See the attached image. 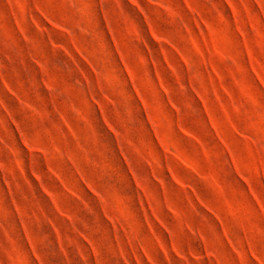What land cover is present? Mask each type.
Wrapping results in <instances>:
<instances>
[{
  "label": "rangeland",
  "instance_id": "obj_1",
  "mask_svg": "<svg viewBox=\"0 0 264 264\" xmlns=\"http://www.w3.org/2000/svg\"><path fill=\"white\" fill-rule=\"evenodd\" d=\"M0 264H264V0H0Z\"/></svg>",
  "mask_w": 264,
  "mask_h": 264
}]
</instances>
